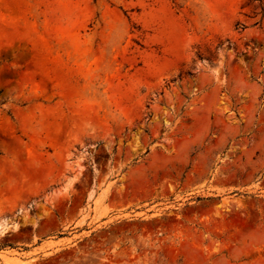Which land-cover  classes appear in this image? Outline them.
Here are the masks:
<instances>
[{"label":"rangeland","instance_id":"1","mask_svg":"<svg viewBox=\"0 0 264 264\" xmlns=\"http://www.w3.org/2000/svg\"><path fill=\"white\" fill-rule=\"evenodd\" d=\"M0 264H264V0H0Z\"/></svg>","mask_w":264,"mask_h":264},{"label":"bare ground","instance_id":"2","mask_svg":"<svg viewBox=\"0 0 264 264\" xmlns=\"http://www.w3.org/2000/svg\"><path fill=\"white\" fill-rule=\"evenodd\" d=\"M2 230L0 229V232H1Z\"/></svg>","mask_w":264,"mask_h":264}]
</instances>
